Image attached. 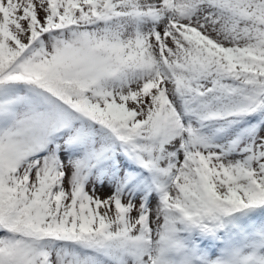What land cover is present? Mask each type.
Returning a JSON list of instances; mask_svg holds the SVG:
<instances>
[{
    "label": "snow or ice",
    "instance_id": "obj_1",
    "mask_svg": "<svg viewBox=\"0 0 264 264\" xmlns=\"http://www.w3.org/2000/svg\"><path fill=\"white\" fill-rule=\"evenodd\" d=\"M0 264H264V0H0Z\"/></svg>",
    "mask_w": 264,
    "mask_h": 264
}]
</instances>
